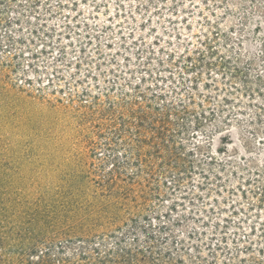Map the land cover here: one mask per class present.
Returning a JSON list of instances; mask_svg holds the SVG:
<instances>
[{
	"label": "trees",
	"instance_id": "1",
	"mask_svg": "<svg viewBox=\"0 0 264 264\" xmlns=\"http://www.w3.org/2000/svg\"><path fill=\"white\" fill-rule=\"evenodd\" d=\"M7 1L0 5L16 0ZM20 1L16 6L26 11L35 6L33 0ZM109 1L115 5L113 15L97 22ZM195 1L101 0L94 13L77 14L73 25L60 2L47 12L65 18L61 32L50 27L28 38L8 32L0 38L1 78L12 87L22 81L19 88L29 95L81 112L92 129L88 148L102 150L99 159L111 165L94 185L127 208L121 227L109 224L107 233L93 237L97 245L90 238L82 241L71 259L47 260L43 252L44 264H264V191H251L260 195L258 208L249 202L220 219L229 201L219 199V188L225 177L236 176V162L216 157L227 150L201 153L203 138L188 152L179 143L210 122L206 114L217 112L205 80L216 83L217 73L226 75L222 67H233L231 77L242 73L234 64L235 46L248 21L264 19V0ZM229 21L234 25L223 31L221 25ZM185 31L189 36H183ZM39 43L44 46L37 50ZM46 48L58 52L49 64L53 71L31 79L38 73L35 67L53 57ZM76 52L77 59H66ZM95 62L114 68L86 69L83 79L63 73L73 64ZM213 89L219 91L218 85Z\"/></svg>",
	"mask_w": 264,
	"mask_h": 264
},
{
	"label": "rangeland",
	"instance_id": "2",
	"mask_svg": "<svg viewBox=\"0 0 264 264\" xmlns=\"http://www.w3.org/2000/svg\"><path fill=\"white\" fill-rule=\"evenodd\" d=\"M2 1L8 2L0 0V3ZM60 2L61 12L73 25L71 20L77 14L94 13V5L101 0H33L35 6L29 11L16 6L20 0L9 7L0 5V38L6 32L17 39L28 38L32 31H46L50 27L61 32L59 27L65 18L47 12ZM33 9L35 14L31 13ZM114 9V3L109 1L106 8L99 10L96 21L102 22L112 16ZM232 24V21L224 22L221 28L226 31ZM189 34V31L183 32L184 37ZM230 36L235 40V36ZM152 38L150 36L147 42ZM69 40H64V44ZM43 46L39 43L37 50ZM263 46L264 19L254 16L248 21L240 46H235L234 64L239 65L243 75L231 77L233 67H222L226 75L217 73L216 83L205 80L210 83L207 95L212 97L214 105L211 108L217 112L213 117L206 114L210 122L200 127L197 134L190 133L189 141L179 142L188 152L203 138L201 153L208 155L219 149L227 150V154L216 157L236 162L232 170L236 176L225 177L224 186L219 188V199L229 201L227 213L220 216L222 220L228 219L233 211L238 212L237 206L246 207L250 202L258 208L260 195H251V191H264ZM46 51L53 57L36 66L38 73H32L31 79L45 77L42 71H53L49 64L58 52L51 54L49 48ZM29 54L25 52L24 57ZM75 54L66 59H77L79 53ZM97 66L101 71L114 68V65H100V62L90 67L73 64L64 68L63 73L83 79L86 69L95 71ZM21 84L22 81H18L16 87H12L0 76V264H44L39 258L43 252L48 253L47 260L71 259L82 241L90 238L92 244L97 245L96 237L107 233L104 227L109 224L121 227L127 208L122 207L120 201L105 197L104 191L94 185L98 175L108 171L111 165L99 159L102 150L93 153L88 148L90 141L86 139L92 129L81 112L72 111L65 103L51 104L41 97L31 96L19 88ZM214 85H218L219 91L213 89ZM142 147L144 151L149 149L143 144ZM231 190L233 192L229 193ZM163 191L168 195L167 190ZM90 201L94 202V207ZM232 205L236 207L230 209ZM96 225L101 228H93ZM30 250L34 254L29 257Z\"/></svg>",
	"mask_w": 264,
	"mask_h": 264
}]
</instances>
